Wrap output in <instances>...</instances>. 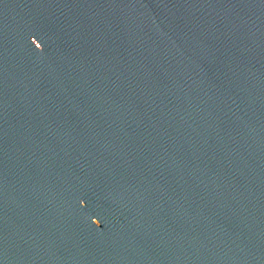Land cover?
<instances>
[{
  "label": "water",
  "instance_id": "95a60500",
  "mask_svg": "<svg viewBox=\"0 0 264 264\" xmlns=\"http://www.w3.org/2000/svg\"><path fill=\"white\" fill-rule=\"evenodd\" d=\"M0 264H264V0H0Z\"/></svg>",
  "mask_w": 264,
  "mask_h": 264
}]
</instances>
